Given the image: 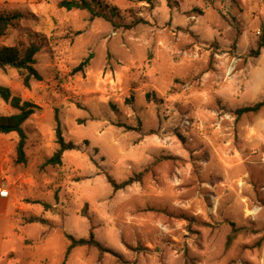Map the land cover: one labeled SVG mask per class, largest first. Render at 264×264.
Here are the masks:
<instances>
[{"label": "rangeland", "instance_id": "1", "mask_svg": "<svg viewBox=\"0 0 264 264\" xmlns=\"http://www.w3.org/2000/svg\"><path fill=\"white\" fill-rule=\"evenodd\" d=\"M61 1L0 0V47L38 45L41 76L0 69L38 107L0 173V264H264V104L236 115L264 101V0ZM58 125L77 148L53 166ZM90 234L114 254L66 255Z\"/></svg>", "mask_w": 264, "mask_h": 264}, {"label": "trees", "instance_id": "2", "mask_svg": "<svg viewBox=\"0 0 264 264\" xmlns=\"http://www.w3.org/2000/svg\"><path fill=\"white\" fill-rule=\"evenodd\" d=\"M59 8H63L67 11L76 9L81 11H87L93 17H105L104 14L96 13L92 3L88 0H70V1H61L59 4ZM21 18L20 13L13 14H0V37H4L7 35L8 29L13 25V23ZM264 47V34L260 37L259 42L257 44V49L252 51L251 54L256 56L259 55L260 49ZM39 52L38 45L34 43H30L26 46L22 47H0V69L5 70L7 67L13 68L18 71L23 85L25 88H29V82L31 79H35L37 81L41 80V76L35 70L34 65L36 64L35 56ZM89 62V58L85 59L80 63V65L76 68V71H80L86 66ZM0 98L7 104L18 111L15 115L10 116H0V134H9L16 133L18 135V142L16 145V155L17 162L23 163L25 160L24 155V147L26 144V135L22 129V125L26 120L33 115L35 108H38L35 104L30 101H24L17 96H12L10 90L8 88L0 87ZM264 104V101L261 103H257L252 107H245L239 109L236 112L237 116H240L245 113L258 111ZM56 143L58 145V149L53 154L51 158L47 160V164L49 165H60L62 156L67 151L75 150L77 147L71 142H65L61 135V130L59 125L56 130ZM133 182L132 179L125 181L121 185H117L109 179V183L113 186L114 190L118 188L125 187ZM69 245L66 250V255L70 253V251L77 247H95L99 250L101 254L110 253L114 254L109 249L104 248L100 243H98L93 234H90L88 239H75L72 236H67Z\"/></svg>", "mask_w": 264, "mask_h": 264}, {"label": "crops", "instance_id": "3", "mask_svg": "<svg viewBox=\"0 0 264 264\" xmlns=\"http://www.w3.org/2000/svg\"><path fill=\"white\" fill-rule=\"evenodd\" d=\"M12 96H15V95H12ZM20 98L24 101H27L24 98V96H21ZM28 120H26V121H28ZM13 134H16V133L0 134V173L4 170V165H5L6 160H8V156L11 157V154L16 151V145L18 142V135L16 134L17 136L15 137V135H13ZM1 200H2V198H0V209H2L1 206L3 204V202Z\"/></svg>", "mask_w": 264, "mask_h": 264}, {"label": "built area", "instance_id": "4", "mask_svg": "<svg viewBox=\"0 0 264 264\" xmlns=\"http://www.w3.org/2000/svg\"><path fill=\"white\" fill-rule=\"evenodd\" d=\"M235 67H236V59H233V60L229 63L228 67L226 68V71H225V73H224V80L230 79V77H231V75H232V72H233V70L235 69ZM224 118H228V117H226V116L222 117V118L220 119V122H221L222 120H224ZM8 195H9L8 190L5 189V188H3V187H0V198H7ZM255 213H256V209L252 210V211L250 212V215L253 216V215H255Z\"/></svg>", "mask_w": 264, "mask_h": 264}]
</instances>
